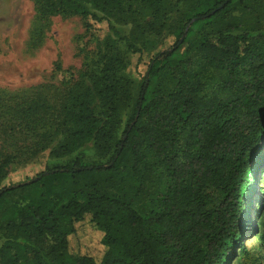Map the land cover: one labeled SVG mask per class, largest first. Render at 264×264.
<instances>
[{"label": "trees", "instance_id": "1", "mask_svg": "<svg viewBox=\"0 0 264 264\" xmlns=\"http://www.w3.org/2000/svg\"><path fill=\"white\" fill-rule=\"evenodd\" d=\"M43 1L44 14L80 16L87 31L104 23L108 35L69 88L6 94L3 133L55 141L54 159L81 154L0 187V264H228L243 228L264 227L246 216L264 160V0ZM207 21L213 30L186 43ZM148 34L175 40L149 52ZM135 54L149 56L137 80ZM166 72L173 86L152 92ZM87 149L106 162H85ZM15 156L0 158V184ZM87 218L99 258L69 249Z\"/></svg>", "mask_w": 264, "mask_h": 264}, {"label": "rangeland", "instance_id": "2", "mask_svg": "<svg viewBox=\"0 0 264 264\" xmlns=\"http://www.w3.org/2000/svg\"><path fill=\"white\" fill-rule=\"evenodd\" d=\"M38 6H36V3ZM43 0H0V108L7 103L6 94L22 92L30 95L33 90L43 87L46 90L60 91L69 88L76 81L80 73L88 65L89 60L98 50V43L107 35L106 24H93L87 31L84 20L77 15L44 14L38 10L43 8ZM40 8V9H41ZM182 9V8H181ZM200 12V9L197 10ZM178 14L173 13L171 18L176 20ZM196 21H191L187 30ZM173 30L176 26H173ZM123 33H129V27H119ZM191 34L187 42L197 39L202 33L211 32V22H202L191 27ZM187 32V31H186ZM186 32L181 38H184ZM175 34L146 36L145 49L152 51L165 49L172 45ZM163 37V39H162ZM162 39V40H160ZM184 43L174 55L172 64L182 56L186 47ZM156 50V51H157ZM149 56L144 55L138 64V55L129 56L127 73L134 80L138 79L136 69L145 71ZM173 81L168 72L154 80L152 92L155 88L168 90ZM151 93V92H150ZM3 113V112H0ZM5 115H0V158L15 152V162L10 164L6 176L0 187H11L19 183L29 182L37 174L47 168L64 166L80 154H72L65 158L54 159L49 155L51 146L37 148L35 137L26 134H13L4 131L7 121ZM42 124H38V126ZM41 133L43 129L39 128ZM38 133V134H39ZM264 158V143L261 146ZM87 163H105L95 153L87 149L82 152ZM263 164L257 169L256 192L247 205L246 216L255 222H264V182L261 181ZM262 190V191H261ZM254 230L246 226L243 228L244 250L237 248L228 264H264V249L261 247L260 234H264V227L255 226ZM101 233L96 230L89 219L77 223L75 233L69 237V249L73 254L88 253L100 257Z\"/></svg>", "mask_w": 264, "mask_h": 264}, {"label": "water", "instance_id": "3", "mask_svg": "<svg viewBox=\"0 0 264 264\" xmlns=\"http://www.w3.org/2000/svg\"><path fill=\"white\" fill-rule=\"evenodd\" d=\"M228 1H229V0H228ZM222 6H223V5H222ZM222 6H220L219 8H222ZM212 14H213V12H212V13H210V15H212ZM194 20H195V19H194ZM192 21H193V20H192ZM187 28H188V27H186V30H185V32L187 31ZM182 39H183V38H181V39H180V42L182 41Z\"/></svg>", "mask_w": 264, "mask_h": 264}]
</instances>
